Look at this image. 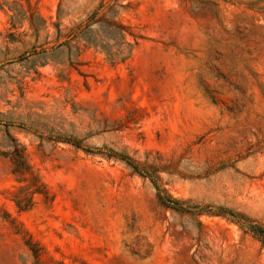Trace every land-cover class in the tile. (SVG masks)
Returning a JSON list of instances; mask_svg holds the SVG:
<instances>
[{"label": "rangeland", "instance_id": "obj_1", "mask_svg": "<svg viewBox=\"0 0 264 264\" xmlns=\"http://www.w3.org/2000/svg\"><path fill=\"white\" fill-rule=\"evenodd\" d=\"M96 1L0 0V264H264L234 221L162 208L147 178L99 153L264 222V0H124L137 36L124 60L84 39L53 47V22L63 34ZM10 137L45 192L26 209Z\"/></svg>", "mask_w": 264, "mask_h": 264}, {"label": "trees", "instance_id": "obj_2", "mask_svg": "<svg viewBox=\"0 0 264 264\" xmlns=\"http://www.w3.org/2000/svg\"><path fill=\"white\" fill-rule=\"evenodd\" d=\"M124 0H97L96 4L84 13V16L71 26L66 28L62 34L57 22H53L55 28V44L53 47L66 46L71 47V42L84 39V46L99 47L105 53V56L111 60H124L132 47L137 43V36L131 31L130 27L124 24L117 17V7L123 8L126 4H122ZM59 3L57 4L58 10ZM58 18V15H57ZM40 21L44 22L40 18ZM30 26L37 32V28L33 22L32 14L29 16ZM130 37L133 42H129ZM61 40L57 42L59 39ZM52 47V46H51ZM9 135V134H7ZM76 147H80L78 140L71 138L66 140ZM8 150L5 155L9 157L11 162V173L15 180L19 183L26 182V187L19 188V194H15L13 201L19 209H26L32 205V195L34 193L44 194L43 184L31 170L30 165L26 161L24 147L15 138H9ZM89 151V150H85ZM109 152H99L108 158L120 160L134 174L147 178L155 190V196L158 204L162 208L173 210L179 214H183L191 218L196 224L201 226L198 216L201 214H216L227 217L234 221L243 233L249 234L264 249V222L255 218H251L243 213L228 210L222 207H213L208 204H198L190 199H179L173 197L167 192L161 183L159 172L165 168L157 164L140 162L133 159L124 151H116L109 149ZM28 186V187H27ZM32 187L31 190L26 188ZM27 193V196L23 195ZM33 256H37L33 245L30 242L26 244Z\"/></svg>", "mask_w": 264, "mask_h": 264}]
</instances>
